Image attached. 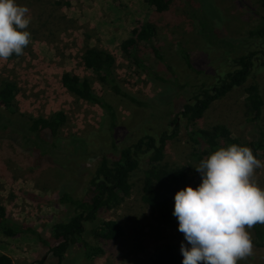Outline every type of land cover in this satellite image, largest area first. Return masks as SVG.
Segmentation results:
<instances>
[{
  "label": "rangeland",
  "instance_id": "obj_1",
  "mask_svg": "<svg viewBox=\"0 0 264 264\" xmlns=\"http://www.w3.org/2000/svg\"><path fill=\"white\" fill-rule=\"evenodd\" d=\"M168 1L165 10L157 11L146 0H16L29 9L27 30L31 37L20 57L0 60V80L7 78L15 83L16 103L22 113L49 116L55 110H64L69 117L61 133L64 138H83L86 132L101 129L103 116L98 106L76 98L62 86L61 75L66 71L89 78L95 92L114 105L120 117L122 142H128L137 132L170 130L169 120L150 118L149 109H133L99 81L82 58L86 46L111 52L121 82L139 95L157 99L164 93L161 97L166 100V93L171 94L168 105L157 106L158 113L169 111L174 102L191 98L203 84L213 85L235 68L239 56L264 47L251 35L261 23L258 0ZM148 21L155 25L156 33L150 42L137 44L143 68L122 51L121 43L134 28ZM151 43L158 47L161 58L154 56ZM254 59L253 76L264 96V65L256 56ZM246 113L245 93L238 89L215 101L197 126L208 128L221 123L247 142L255 134V127ZM262 121L264 125V114ZM184 125L182 122L179 134L169 143L164 160L186 166L189 186L195 188L200 175L194 167L199 162L190 156L193 144ZM74 157L63 165L45 161L0 136V204L7 218L22 228L15 236L0 231V253L9 255L13 264L57 263L41 238L50 237L51 226L73 214L72 206L59 201L61 191L67 189L79 196L98 161L92 153ZM257 158L262 167L254 171V178L264 189V158ZM141 187L138 174L131 194L105 214L123 226L120 239L103 245L104 254L91 260L77 254L80 247L75 245L62 264H143L165 244L184 242L187 247L183 233L177 229L178 222L160 220L142 201ZM246 231L252 240V230ZM252 245V255L237 264H264V245H256L253 240Z\"/></svg>",
  "mask_w": 264,
  "mask_h": 264
},
{
  "label": "trees",
  "instance_id": "obj_2",
  "mask_svg": "<svg viewBox=\"0 0 264 264\" xmlns=\"http://www.w3.org/2000/svg\"><path fill=\"white\" fill-rule=\"evenodd\" d=\"M258 1L262 8L261 23L251 35L260 40L264 47V0ZM146 2L155 6L157 11H163L169 1ZM155 33V25L148 21L134 28L132 35L122 41V51L136 66L145 68L137 44L150 42ZM150 48L156 58H161L155 44L151 43ZM255 56L260 59V65H264V48L241 55L235 59V68L225 72L213 85L203 84L191 98L184 102H174L169 111L158 113L157 106L168 105L171 94L166 93V100L161 97L164 93L157 99L139 95L121 82L116 71L115 56L111 52L86 46L82 58L99 81L108 85L112 92L133 109H149L150 118L154 116L169 120L170 130L143 134L137 132L128 142H122L119 138L120 117L116 108L95 92L87 77L72 71L61 75L62 86L69 93L98 106L103 112L101 129L86 132L83 138L77 139L64 138L61 135L69 121L64 110H55L49 116L22 113L16 103L15 83L7 78L0 80V136L11 139L39 159L56 164L63 165L67 159L74 161V156L91 153L98 157L96 169L87 179L79 196L67 189L60 193L59 201L72 206L73 214L63 221L55 222L51 226L50 237L41 238L48 248L47 253L57 258L56 264H62L65 255L75 245L80 247L77 254L81 253V256L89 260L95 259L104 254L103 245L124 235L121 223L105 214L117 208L131 194L138 174L142 178V201L160 220L177 221L172 215L174 194L186 185L189 186V171L186 166L170 165L164 159L169 143L181 130L182 122H185L184 130L193 144L190 156L197 162L215 149L229 144L247 146L256 157L264 158V96L261 84L253 76ZM18 57L20 55L9 56L11 59ZM238 89L245 93L247 119L255 127V134L249 141L242 142L221 123L208 128L197 126V122L205 116L215 101L228 97ZM172 114L174 117L171 118ZM199 183L200 176L196 186ZM251 230L253 242L259 246L264 245V224H254ZM0 231L7 236H15L22 231L17 221L7 218L6 209L1 204ZM181 261L180 245L168 243L150 262L143 264H181ZM0 264H13V260L9 255L0 253Z\"/></svg>",
  "mask_w": 264,
  "mask_h": 264
},
{
  "label": "clouds",
  "instance_id": "obj_3",
  "mask_svg": "<svg viewBox=\"0 0 264 264\" xmlns=\"http://www.w3.org/2000/svg\"><path fill=\"white\" fill-rule=\"evenodd\" d=\"M28 13L16 0H0V60L22 55L29 44ZM260 167L252 150L237 144L215 149L194 167L200 183L174 194L172 215L188 244H180L181 264H237L252 255L246 228L264 224V189L254 178Z\"/></svg>",
  "mask_w": 264,
  "mask_h": 264
}]
</instances>
